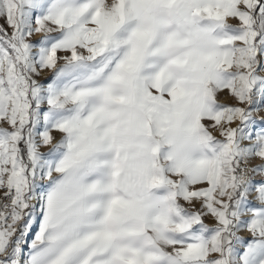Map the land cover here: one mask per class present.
<instances>
[{
    "label": "snow or ice",
    "instance_id": "6c2138e0",
    "mask_svg": "<svg viewBox=\"0 0 264 264\" xmlns=\"http://www.w3.org/2000/svg\"><path fill=\"white\" fill-rule=\"evenodd\" d=\"M262 109L264 0H0V264H264Z\"/></svg>",
    "mask_w": 264,
    "mask_h": 264
},
{
    "label": "rangeland",
    "instance_id": "374dc122",
    "mask_svg": "<svg viewBox=\"0 0 264 264\" xmlns=\"http://www.w3.org/2000/svg\"><path fill=\"white\" fill-rule=\"evenodd\" d=\"M44 75H45V76H50L51 73L46 71V72L44 73ZM255 115H257V116H264V109H262V110H261L260 112H258V113H255ZM54 135L57 136V139L60 138V134H59V133H54ZM41 150H42V151H47L48 149H47V147H43ZM253 163H260V161H259V159H255V160H253ZM35 231H36V228L34 227V228H33V231L29 234V237H28L29 241H30L31 239L34 238ZM241 235H245V236H247V235H249V234H248L246 231H244V232L241 233ZM24 247H25V251H27V247H28V246L25 245Z\"/></svg>",
    "mask_w": 264,
    "mask_h": 264
}]
</instances>
